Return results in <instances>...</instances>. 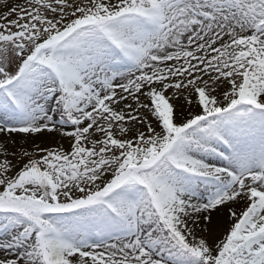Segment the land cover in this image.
Here are the masks:
<instances>
[{
	"label": "snow or ice",
	"instance_id": "snow-or-ice-1",
	"mask_svg": "<svg viewBox=\"0 0 264 264\" xmlns=\"http://www.w3.org/2000/svg\"><path fill=\"white\" fill-rule=\"evenodd\" d=\"M0 264H264V0H0Z\"/></svg>",
	"mask_w": 264,
	"mask_h": 264
}]
</instances>
